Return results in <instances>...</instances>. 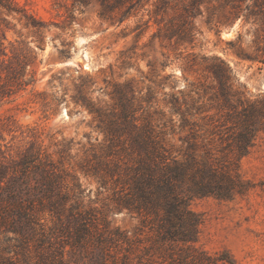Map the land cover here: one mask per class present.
<instances>
[{
  "label": "rangeland",
  "instance_id": "374dc122",
  "mask_svg": "<svg viewBox=\"0 0 264 264\" xmlns=\"http://www.w3.org/2000/svg\"><path fill=\"white\" fill-rule=\"evenodd\" d=\"M15 1L41 26L0 4V37L8 53L24 55L34 71L26 89L0 102L6 157L40 149L69 175L74 198L85 208L133 229L139 217L116 204L124 193V160L135 153L125 158L124 135L111 140L86 106L92 102L117 116L125 98L137 123L161 132L172 155L180 157L187 140L195 141L200 165L220 164L240 179L243 192L230 198L191 200L202 219L195 247L219 264H264V125L257 123L246 154L239 155L235 141L237 111L264 102V22L247 18L245 10L236 18L217 0H205L188 17L190 24V0H168L157 14L156 0H149L117 24L99 18L96 1L80 8L71 0ZM168 27L177 33L172 39L163 36ZM215 57L232 68L227 100L210 71ZM179 246H173L175 257ZM169 251L157 260H167Z\"/></svg>",
  "mask_w": 264,
  "mask_h": 264
},
{
  "label": "trees",
  "instance_id": "16d2710c",
  "mask_svg": "<svg viewBox=\"0 0 264 264\" xmlns=\"http://www.w3.org/2000/svg\"><path fill=\"white\" fill-rule=\"evenodd\" d=\"M93 1L99 5V18L108 24L136 16L149 2L71 0V5L86 7ZM168 2L156 0L154 12L164 11ZM203 2L190 0L185 7L186 23L190 24L188 17ZM217 2L236 18L245 10L247 18L253 16L264 22V0ZM11 3L13 7H9ZM0 4L22 13L33 26L41 24L15 0H0ZM176 34L168 27L163 36L172 39ZM187 34L192 38L191 26ZM215 59L218 61L210 71L227 100L232 68L223 59ZM33 80L30 61L24 55L9 54L0 37V102L10 100ZM86 106L97 114L111 140L124 135L125 158L135 153L134 158L124 160V193L116 208L136 214L139 224L128 229L115 225L95 208H85L74 198L69 175L40 149L32 146L9 158L0 150V264H219V258L195 247L202 219L189 205L198 197L230 198L243 192L240 179L233 178L220 164L200 165L192 152L195 141L187 140L185 150L178 153L180 157L172 155L159 137L161 132L137 123L125 98L124 103L118 102L117 116L92 102H86ZM235 115L241 128L235 141L239 155H243L253 144L257 123L264 125V102L242 105ZM93 170L99 172L95 167ZM149 241V246L144 243ZM174 244L180 245L178 257ZM154 248L161 252L157 258L164 257L162 251L170 250L167 260L158 261Z\"/></svg>",
  "mask_w": 264,
  "mask_h": 264
},
{
  "label": "water",
  "instance_id": "95a60500",
  "mask_svg": "<svg viewBox=\"0 0 264 264\" xmlns=\"http://www.w3.org/2000/svg\"><path fill=\"white\" fill-rule=\"evenodd\" d=\"M231 28H229L228 30H230Z\"/></svg>",
  "mask_w": 264,
  "mask_h": 264
}]
</instances>
